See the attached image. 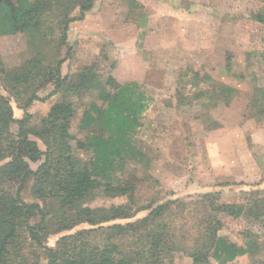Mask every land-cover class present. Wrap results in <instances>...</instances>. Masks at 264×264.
Instances as JSON below:
<instances>
[{"label": "rangeland", "instance_id": "rangeland-1", "mask_svg": "<svg viewBox=\"0 0 264 264\" xmlns=\"http://www.w3.org/2000/svg\"><path fill=\"white\" fill-rule=\"evenodd\" d=\"M71 1L75 3L67 7L69 18L78 15L84 2ZM132 1L139 7L131 6ZM55 27L44 26L45 42L36 38L45 51L29 35L0 36L6 70L17 68L40 51L50 59L59 44L60 28ZM68 47L70 55L60 69L63 77L78 81L80 71L90 68L105 92L115 93L116 88L105 83L112 77L118 86L136 83L143 95L147 108L132 142L145 157L141 163L125 161L123 172L117 174L123 182L141 181L137 193L142 202L191 201L196 195L216 192L221 203L246 205L250 198L264 197V0H93L84 19L68 26L60 58ZM222 86L235 91L231 98L223 94ZM53 89L48 83L37 95L46 97ZM198 93L202 98L196 97ZM64 95L82 104L68 123L69 132L79 140L86 133H99L98 128L79 129L83 110L93 104L106 106L98 92L74 95L60 91L44 102H32L26 110L32 115L27 125L33 130L29 139L41 151L46 147L35 132L50 107ZM10 106L15 119L23 118L24 111L12 99ZM11 130L16 133V126ZM77 154L82 159L91 156L84 151ZM41 162L29 166L36 170ZM31 187L32 180L22 192L23 200L42 205L32 196ZM122 202V198L97 199L89 205ZM144 215L140 212L130 221ZM243 224L225 220L219 236L242 244L248 230L256 244L254 255L241 257L236 264L264 260V225ZM82 228L88 225L50 235L46 245L51 247L61 235ZM172 261L192 264L181 253L174 254Z\"/></svg>", "mask_w": 264, "mask_h": 264}, {"label": "trees", "instance_id": "trees-1", "mask_svg": "<svg viewBox=\"0 0 264 264\" xmlns=\"http://www.w3.org/2000/svg\"><path fill=\"white\" fill-rule=\"evenodd\" d=\"M73 3L0 0V36L29 35L39 43L36 38L46 41L45 25L60 28L59 44L50 59L43 43H39L43 53L37 52L10 71L0 56V264H173L176 253L185 255L192 264H236L241 257H252L256 246L252 233H243L242 244H238L219 236V232L225 220L264 225V197L250 198L246 205L228 204L219 201L218 193L209 192L191 201L145 203L137 193L141 181L123 182L117 178L125 161L144 160L132 136L147 106L134 82L118 86L108 77L105 83L116 88L112 94L105 92L102 81L90 68L80 71L78 81L61 75V65L70 55L68 47L65 57H59L66 45L68 26L82 21L93 6V0H84L78 15L69 18L67 7ZM131 6L139 7L134 1ZM226 70L230 71L228 64ZM48 83L54 85L53 91L38 97L37 91ZM94 89L106 106L93 104L83 110L79 129L98 128V134L86 133L79 140L69 132L68 123L82 104L64 95L50 107L40 130L35 132L45 150L29 139L33 130L27 125L32 115L26 110L32 102H44L60 91L76 95ZM222 92L227 98L235 93L225 86ZM196 97L202 98L200 93ZM10 99L24 111L23 118L13 117ZM78 151L91 156L82 159ZM40 160L41 164L32 170L29 163ZM31 180V194L42 205L22 198ZM117 198L124 202L94 208L89 205L97 199ZM140 212L146 215L130 221ZM82 224L88 228L63 234L53 246L46 245L50 235L72 231ZM254 264H264V260Z\"/></svg>", "mask_w": 264, "mask_h": 264}, {"label": "crops", "instance_id": "crops-1", "mask_svg": "<svg viewBox=\"0 0 264 264\" xmlns=\"http://www.w3.org/2000/svg\"><path fill=\"white\" fill-rule=\"evenodd\" d=\"M76 23V22H75Z\"/></svg>", "mask_w": 264, "mask_h": 264}]
</instances>
